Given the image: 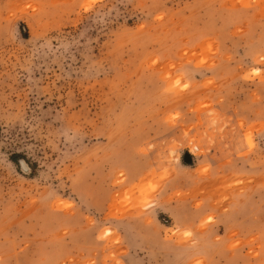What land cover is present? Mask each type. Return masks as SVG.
Returning a JSON list of instances; mask_svg holds the SVG:
<instances>
[{
  "label": "rangeland",
  "instance_id": "rangeland-1",
  "mask_svg": "<svg viewBox=\"0 0 264 264\" xmlns=\"http://www.w3.org/2000/svg\"><path fill=\"white\" fill-rule=\"evenodd\" d=\"M0 264H264V0H0Z\"/></svg>",
  "mask_w": 264,
  "mask_h": 264
}]
</instances>
